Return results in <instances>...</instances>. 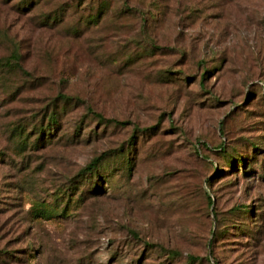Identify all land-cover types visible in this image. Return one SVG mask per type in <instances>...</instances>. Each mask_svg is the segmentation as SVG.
<instances>
[{
  "label": "rangeland",
  "instance_id": "obj_1",
  "mask_svg": "<svg viewBox=\"0 0 264 264\" xmlns=\"http://www.w3.org/2000/svg\"><path fill=\"white\" fill-rule=\"evenodd\" d=\"M21 1L0 0V264H264V0H108L88 25L104 0Z\"/></svg>",
  "mask_w": 264,
  "mask_h": 264
},
{
  "label": "trees",
  "instance_id": "obj_2",
  "mask_svg": "<svg viewBox=\"0 0 264 264\" xmlns=\"http://www.w3.org/2000/svg\"><path fill=\"white\" fill-rule=\"evenodd\" d=\"M29 2L28 0H22L20 2V7L22 6L23 3H27ZM73 6H77V3L76 4H72ZM110 5L109 1L108 0H104L100 3H98L97 7L94 9V7L92 5L90 6H87L85 7L86 9H88V12L86 15L84 16H81L83 18V20L86 22V24H90V23H97L100 19V16L102 14V12H104L106 10V8H108ZM63 7H61L60 9H64L65 11V8H64V5H62ZM22 8V7H21ZM58 8V7H57ZM56 8V9H57ZM54 9L53 11L51 12H48L45 14L46 16V21H48L49 23H55L56 21H58L61 17H63V14H65L64 12L60 11L59 9ZM51 20V21H50ZM80 25L78 23H76V25H73V26H70V29H80L79 28ZM18 59L19 58H22L21 54H18L17 55ZM19 65V67L21 69H24L23 66H21V64H17ZM28 72V71H27ZM202 75L205 76V74L203 73ZM74 100H77V101H80V98L78 96H74V95H70L68 93H61L60 95H56V96H53L49 103L46 104L43 108H40L42 111L45 110V112L42 114L43 117H44V120H43V117L39 118L38 119V122H35L34 124V128H36V132H35V137L33 138L32 140V147H37L41 142H44L47 135H45L47 132V129L49 128H53L55 127V125H58V120L60 119V107L59 105L61 106V102L63 103H71V102H74ZM88 110L90 112L93 113L94 116H98L101 120L103 121H106V122H113L114 124H123V123H126L125 120H121V119H117V118H106L101 112H98V111H95L93 107L91 106H88ZM45 119L47 120V123L44 124L45 122ZM47 128V129H46ZM137 129H139L138 127H136ZM27 128L25 127V125L22 123V124H18L16 125L14 128H13V133L18 135L19 137H21L22 141L25 143V144H28L30 142V138L31 136L29 135V132L26 131ZM23 135H24V138H23ZM219 147H224V142L220 144ZM115 151H106V152H103L101 153L100 155L96 156L95 158H93L88 164H86L85 166H82L80 168V170L78 171V175H86L88 172H91L93 171L94 169H96L97 167H99L103 162L104 160L108 159L109 157H111L112 155H116V156H121V157H127L125 159V163L127 166H129L131 164V158L130 156L127 154L131 151V149L128 147L126 150L123 149V148H120V149H114ZM222 150H224V153H227L228 150H226L225 148H222ZM114 152V153H113ZM112 153V155H110ZM32 154H25L24 157H31ZM242 155L239 157L240 160L242 159ZM233 163V162H232ZM127 170V169H126ZM77 192H74L73 194L70 192V195H68V199H67V202L70 201V199H74V197L72 195H75ZM70 196V197H69ZM58 199H59V196H57ZM70 198V199H69ZM208 198H209V204L212 205L213 202H214V199L213 197L209 194L208 195ZM79 201H84V198H83V193H81V195H77V197L74 199V202L77 203ZM40 203V202H39ZM67 207L68 206V203L65 204V207L61 210V213L64 212L65 210H67ZM40 211V215H44V216H52V212H53V209H51V206L50 204L48 205H45V206H41L39 208ZM148 244L150 242H147ZM151 244V243H150ZM149 249V248H148ZM169 252H174V253H178V251L176 249H170Z\"/></svg>",
  "mask_w": 264,
  "mask_h": 264
}]
</instances>
